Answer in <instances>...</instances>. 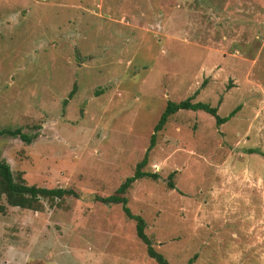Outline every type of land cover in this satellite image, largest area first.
I'll return each instance as SVG.
<instances>
[{
    "label": "rangeland",
    "instance_id": "374dc122",
    "mask_svg": "<svg viewBox=\"0 0 264 264\" xmlns=\"http://www.w3.org/2000/svg\"><path fill=\"white\" fill-rule=\"evenodd\" d=\"M189 97L237 111L170 116L145 166L158 179L127 206L168 264H264V158L244 151L264 153V0H0V129L37 133L0 135V160L84 196L0 201V264H155L120 206L88 196L131 176L166 102Z\"/></svg>",
    "mask_w": 264,
    "mask_h": 264
},
{
    "label": "trees",
    "instance_id": "16d2710c",
    "mask_svg": "<svg viewBox=\"0 0 264 264\" xmlns=\"http://www.w3.org/2000/svg\"><path fill=\"white\" fill-rule=\"evenodd\" d=\"M203 86V83L201 87ZM75 90L74 85L67 95L70 98ZM195 94V93H194ZM192 98H186L185 100L179 102H166L165 107L160 114L157 122L153 126V131L150 135L148 145L143 153L142 158L135 164L133 173L131 176L126 177L122 183H120L112 194L104 195L100 193H94L88 196L91 201L97 202L99 204L109 206V205H119L120 210L126 220L133 221L134 232L136 238L144 245L145 253L148 258H150L155 264H168L166 259L156 252L152 247L151 239L145 234L146 224L144 219L133 214L127 206L126 193L132 186V184L140 179L148 178L151 180H157L158 176L154 173H150L145 170V166L148 163V158L150 152L155 146L157 134L163 129L164 125L168 121L169 117L175 114L179 110L188 111H204L214 118L215 125L220 126L224 124L228 118L232 117L237 111L235 108L228 117L221 118L217 116V108L210 107L207 104L191 102ZM63 105L66 104V100H63ZM0 135L7 136H18L25 144H29L34 138H36L37 133L24 134L16 128L14 130L0 129ZM246 154H256L264 158V153L259 149H244ZM174 172L167 175L166 185L169 189H173L172 178ZM66 198L82 199L84 196L81 192L73 187H55V188H39L34 185H27L24 178L23 172H18L14 174L8 163L4 160H0V201L5 203V206L16 207L19 209H26L31 211H41L44 208L43 201L48 206H53ZM4 205L0 204V212H3ZM196 255H193L186 264H192L195 260Z\"/></svg>",
    "mask_w": 264,
    "mask_h": 264
}]
</instances>
